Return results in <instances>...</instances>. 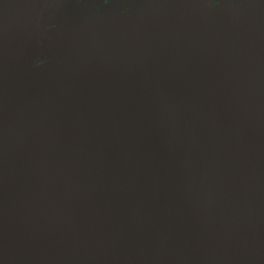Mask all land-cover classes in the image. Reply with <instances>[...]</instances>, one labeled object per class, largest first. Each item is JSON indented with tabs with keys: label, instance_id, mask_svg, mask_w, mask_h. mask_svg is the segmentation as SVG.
Masks as SVG:
<instances>
[{
	"label": "water",
	"instance_id": "water-1",
	"mask_svg": "<svg viewBox=\"0 0 264 264\" xmlns=\"http://www.w3.org/2000/svg\"><path fill=\"white\" fill-rule=\"evenodd\" d=\"M52 1L0 0V264H264V0Z\"/></svg>",
	"mask_w": 264,
	"mask_h": 264
},
{
	"label": "flooded vegetation",
	"instance_id": "flooded-vegetation-1",
	"mask_svg": "<svg viewBox=\"0 0 264 264\" xmlns=\"http://www.w3.org/2000/svg\"><path fill=\"white\" fill-rule=\"evenodd\" d=\"M43 4L44 6L46 5L45 7L49 8L46 16L47 22L51 24L47 30L48 34L52 33L50 41L54 38L53 42L54 44H57L59 38L64 35V32L58 31V29H67L71 25L72 21L76 18L77 14L71 17L67 12L62 9V6H60L59 3L52 0H44ZM40 19H42V17H40ZM55 23L59 25L57 26V28H54Z\"/></svg>",
	"mask_w": 264,
	"mask_h": 264
},
{
	"label": "rangeland",
	"instance_id": "rangeland-1",
	"mask_svg": "<svg viewBox=\"0 0 264 264\" xmlns=\"http://www.w3.org/2000/svg\"><path fill=\"white\" fill-rule=\"evenodd\" d=\"M242 45H244V43H242ZM247 45H258V43L257 42H251V43H248ZM236 47H237V50H241L240 48H241V46L240 45H235ZM208 77H212V74H210V73H208ZM149 155H150V153H149ZM150 158V157H149Z\"/></svg>",
	"mask_w": 264,
	"mask_h": 264
}]
</instances>
